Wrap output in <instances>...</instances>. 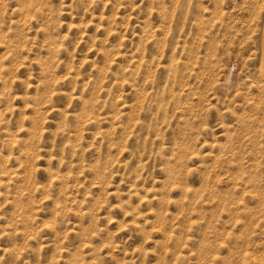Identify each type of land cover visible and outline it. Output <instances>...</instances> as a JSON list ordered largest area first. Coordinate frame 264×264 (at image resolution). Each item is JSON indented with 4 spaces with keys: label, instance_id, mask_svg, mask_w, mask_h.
<instances>
[{
    "label": "rangeland",
    "instance_id": "obj_1",
    "mask_svg": "<svg viewBox=\"0 0 264 264\" xmlns=\"http://www.w3.org/2000/svg\"><path fill=\"white\" fill-rule=\"evenodd\" d=\"M0 264H264V0H0Z\"/></svg>",
    "mask_w": 264,
    "mask_h": 264
}]
</instances>
